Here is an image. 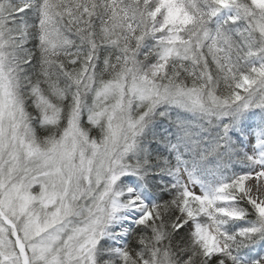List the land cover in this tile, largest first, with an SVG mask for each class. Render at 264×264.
I'll list each match as a JSON object with an SVG mask.
<instances>
[{
    "label": "snow or ice",
    "instance_id": "6c2138e0",
    "mask_svg": "<svg viewBox=\"0 0 264 264\" xmlns=\"http://www.w3.org/2000/svg\"><path fill=\"white\" fill-rule=\"evenodd\" d=\"M0 264H264V0H0Z\"/></svg>",
    "mask_w": 264,
    "mask_h": 264
}]
</instances>
